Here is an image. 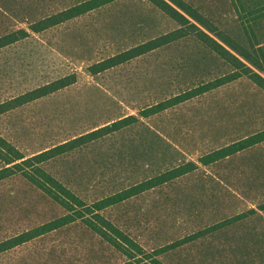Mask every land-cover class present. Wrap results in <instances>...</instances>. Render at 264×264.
<instances>
[{
  "label": "rangeland",
  "instance_id": "rangeland-1",
  "mask_svg": "<svg viewBox=\"0 0 264 264\" xmlns=\"http://www.w3.org/2000/svg\"><path fill=\"white\" fill-rule=\"evenodd\" d=\"M77 1L0 0V34L27 29ZM188 1L220 26L233 25L225 0ZM173 26L146 0H119L1 50L0 101L64 75L74 74L75 81L0 117V131H8L28 153L82 125L124 114L137 116L150 99H163L227 72L220 59L188 39L105 72L87 70L95 61ZM233 28L237 30V25ZM146 123L151 132L159 131L162 142L144 143L139 139L144 129L138 132L135 126L134 132L107 139L62 164L89 162L93 177L101 175L113 183L116 172L128 174L126 181H131L162 157L196 160L201 153L263 129L264 92L239 78ZM11 183L0 185L2 225L21 224L53 211L29 187ZM236 214L241 215L239 221L217 230L209 227ZM107 215L129 221L148 249L190 236L162 257L167 264H264V142L225 161L200 166L192 174L108 209ZM63 236L41 240L34 249L45 251ZM90 245L79 242L70 247L74 263L90 264Z\"/></svg>",
  "mask_w": 264,
  "mask_h": 264
},
{
  "label": "trees",
  "instance_id": "trees-1",
  "mask_svg": "<svg viewBox=\"0 0 264 264\" xmlns=\"http://www.w3.org/2000/svg\"><path fill=\"white\" fill-rule=\"evenodd\" d=\"M116 1L119 0H80L30 23L27 29L13 28L0 34V51L34 35L38 37L39 33L55 25L100 11ZM146 1L174 26L95 61L87 69L89 73L105 72L187 39L220 59L227 72L205 83L179 89L163 99H150L138 110L137 116L124 114L82 125L72 134L41 143L28 153L13 142L8 131H0V185L17 182L29 187L53 206L52 212L33 216L21 224L5 227L0 222V264H76L80 261L74 263L70 247L79 242L92 243L87 249L90 264H167L162 257L177 250L190 236L148 249L129 221L113 219L107 215V210L192 174L200 166L225 161L264 142L263 128L201 153L196 160L157 158L165 162L157 164L159 161H156L150 168V163H147L148 169L141 172L139 178H131V181H126L130 178L128 174L120 176L116 172L113 183L106 182L101 175L93 177L89 162L82 165L62 164L65 158L102 146L107 139L134 132L135 126L138 132L144 129L139 136L144 143L162 142L157 135L159 131L155 130L157 134L151 132L153 128H149L147 120L157 119L175 106L239 78H246L264 92V0H225L233 17L232 26H220L213 22L201 8L188 0ZM234 25H237L235 31ZM74 81V74L64 75L3 99L0 101V117L46 98ZM240 219L241 215L236 214L209 227L217 230ZM73 229L77 231L74 233ZM202 231L200 229L198 233ZM61 233L64 236L45 251L34 249L35 243ZM24 250L29 254H20Z\"/></svg>",
  "mask_w": 264,
  "mask_h": 264
}]
</instances>
